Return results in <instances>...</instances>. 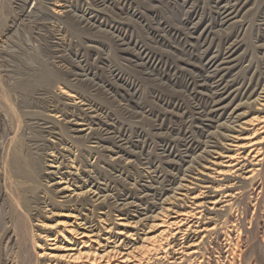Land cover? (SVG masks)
I'll return each instance as SVG.
<instances>
[{"label":"rangeland","instance_id":"rangeland-1","mask_svg":"<svg viewBox=\"0 0 264 264\" xmlns=\"http://www.w3.org/2000/svg\"><path fill=\"white\" fill-rule=\"evenodd\" d=\"M263 97L264 0H0V264H46L40 225L66 213L118 251L165 230L125 264H169L196 220L216 228L174 264H264ZM253 132L251 179L217 174Z\"/></svg>","mask_w":264,"mask_h":264},{"label":"bare ground","instance_id":"bare-ground-1","mask_svg":"<svg viewBox=\"0 0 264 264\" xmlns=\"http://www.w3.org/2000/svg\"><path fill=\"white\" fill-rule=\"evenodd\" d=\"M238 106H240V104H238ZM249 121L251 122V120ZM72 125L81 128L77 131L85 130L84 124L82 123L73 122ZM258 125L259 129H255L254 131L264 129V119H261V121L258 122ZM242 126L246 127L247 123L243 122ZM253 134L254 132L251 133V138H247L239 142L238 144H235L236 148L233 149L232 154L224 156V158H226L227 160V162L225 163H233V165L230 166V169L227 170L215 169V172H217V174L221 176L229 172L237 173L238 171H240L242 173L237 174L238 176L241 175L244 177V174L246 173L245 179H251V177L253 176V172L255 171L254 167L258 164V158L256 156L258 151L260 150L256 146L258 142L254 141L253 138L255 136ZM236 152L240 154L238 158H235ZM240 163L243 164L240 165ZM51 166L56 167L53 165ZM232 169H234V171H232ZM63 180L64 178L59 177V181L55 184L59 187H62L60 188L61 194H63L62 197L66 202L71 203L75 200L74 198H79V196H82L84 194L92 195V197H95V199L93 200L95 202L101 199L98 203L102 202V200L104 199V195H98L99 192L94 193L95 191H92L88 188L85 191H83L82 189H71L69 188V183L67 182V180L65 182H63ZM220 187H223V184L216 185L215 188H212V190L219 191L215 189H220ZM235 194H237V192L234 193L228 190L225 191L223 195H219V197L211 199V201H209L211 207L207 209L224 211L223 208H229L230 202L234 197H236ZM202 203V201L200 203H194V205L196 206L195 208H192L190 212H182L179 215H174V217L171 218L173 220L171 222H169V219L166 220L167 216H169V214H167V208H163L161 212L159 211L160 213L156 216V220L152 221V224H150L149 228L151 229L154 227H158L159 229H161L165 222H167V225H183L186 220L185 216L191 214L200 215V210L197 213H195L194 211L197 210L196 208L202 207ZM217 206L219 207L217 208ZM62 217L64 219H57L54 223H51V225H40L41 227L50 230L44 235L43 238L45 244L49 245L45 246L48 248L42 247L38 251V257L45 258L46 260H44V262L47 261L46 264H125L131 260L134 253L141 252L140 254H142L146 250H149L150 247L158 242L165 233V230H161L157 234H145L139 238V241L141 242L140 246L133 247V245H129L130 247L127 250L118 251L116 245H113V247H111L109 245L110 242H108L107 239H103L104 242H101L99 236L97 234H93L92 230H89V226L85 227V225L87 224L86 221L82 224V228H80L82 230L79 231L78 229L81 224L78 223L77 218H74L70 213H66ZM197 222L198 221L196 220V222H193L190 225L189 223L185 224L184 229L175 228V233L185 236L186 239L184 242L181 241L180 243L177 242L176 239L174 240V242L172 243L174 249H172L171 257H169L171 259L170 262H168L169 264H174L176 260L180 259L177 256L178 254L180 255V257L183 255L190 256L195 254L198 245L195 237H199L201 235L200 237L203 238L206 234L211 233L216 228L215 224H213L212 227L197 226ZM194 224L195 226H193ZM119 230H121V233L123 229ZM126 237H130V235H127ZM118 240H120V238H118L117 241ZM126 245L127 244H124V247L122 248L125 249ZM175 255L177 257H175ZM115 258L118 259L113 260ZM138 262H140V260H134V262H131L130 264H137Z\"/></svg>","mask_w":264,"mask_h":264}]
</instances>
